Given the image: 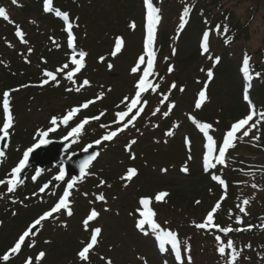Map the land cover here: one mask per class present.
Returning <instances> with one entry per match:
<instances>
[{"label": "rangeland", "instance_id": "1", "mask_svg": "<svg viewBox=\"0 0 264 264\" xmlns=\"http://www.w3.org/2000/svg\"><path fill=\"white\" fill-rule=\"evenodd\" d=\"M73 1L76 2L75 15L83 17V32L81 33L80 39L82 45L86 41V38L89 39V42L91 41L93 47L99 46L100 42L104 39L109 40L119 34L127 39V50L117 61L111 62V68L105 65L99 66L96 62V57L99 55L106 56V58L110 59L108 56L110 47L102 48L97 52L93 51V54L92 50L88 49L90 52L91 67H88L90 77H86L85 79L90 82V85L87 86L89 88L84 93H91L95 99H98L97 97L102 93L103 96L99 99L105 101L108 98H112L115 100L113 106L116 107L118 103H124V95L126 96L131 92V85H134L138 78L139 71L136 72V75V73L132 72V68L137 65L134 64L135 50L140 52L142 48V31L140 29L137 34L133 35L127 32L128 22L123 21L126 15L124 14L121 0ZM83 3L86 4L83 6ZM124 5L126 4L124 3ZM220 9L225 12L234 13L237 21H239L245 30L241 41L233 44V53H236L239 58L246 54L251 56L253 62L260 65L259 67L263 70L264 74V0H223L220 4ZM70 10L68 12H71ZM33 14H31L33 19L38 21L37 16ZM141 16L142 10L140 9L139 13L137 11L136 14L129 17L139 22L142 18ZM43 30L45 32L47 31V29ZM58 36V34L53 35V40L59 42L60 37ZM198 39L199 33L198 30H195V33L191 35L190 39L181 41L179 44V54L176 58L177 66L180 70V74L177 76L178 79H176L180 84L186 83V80L190 82L186 96L193 92V90L199 88L197 80H199L198 78L201 77V74L200 72L196 73V69L198 66L206 65L205 59H202V62H200L201 58L197 60L190 59L191 56L196 54ZM15 42L16 39L14 38L8 41V50L11 51V49L15 48ZM24 45L28 46L27 43ZM24 45L22 46L23 48ZM224 62L231 63L226 59ZM42 68L47 69L48 67L41 63L37 68L31 66L30 70L34 72ZM49 68L54 70L53 67ZM224 73L226 74L225 76L218 74L220 78L213 85V91L215 92L213 93V97L211 96V105L208 107L211 108L213 114L218 111V116L220 109H231L235 111L237 108L236 104L238 106L241 105L239 101V81L237 84L234 83L237 80L233 82L234 84L231 83L229 80L223 78L230 77L229 72L227 73L225 71ZM63 75H59L56 82L50 81L52 83L46 87V90H41V92H29V95H27L28 90H35L37 84L40 90L39 80L33 79V83L26 87V93L23 94L25 102L22 104L19 103L16 106L19 112L17 117L18 124L16 126L24 133L33 132V129L39 126V124H43L42 129L46 130L48 125H51L50 117L64 109L65 112H68L72 109V106L77 105L78 100L76 97L69 100L64 99L60 95H57L56 92H51V89L57 88V85L60 86L62 84H65L68 88H72V91H75L76 87H86L82 86V81L85 76L82 75V78H78L76 84L72 82L68 84L65 82ZM42 78L46 79V77ZM255 85L257 87V84ZM180 93L178 94L179 96L181 95ZM72 94L75 93L72 92ZM63 95L67 96L68 94ZM104 101L102 103L100 102V105H103ZM164 101L163 99L161 108H159V103L154 104L147 111V114L143 116V119L138 121L137 129L131 130L123 136L124 139L128 140V144H131L132 140H135L137 143L140 138L144 137L145 132H149L145 138L153 137V140L146 139L140 145L141 156L131 150V154L129 152L116 153V150H111L110 153L106 154L102 160L103 162L95 168L93 177L87 186L85 188H82V186L77 189L82 202H77V204L76 202L71 203L73 215L68 216L64 212L53 218L48 224H43L37 236L31 239V241L35 242V245L39 240L43 245L41 250H38L34 255L31 254V257L35 258L40 251H44L46 256L40 264H107L109 260L111 264H145V262L146 264H162V259L157 255L156 241L152 237L151 232L149 231L148 235H144L136 229L135 223L138 219L136 209L139 208V199L144 196L153 197L160 191H166L171 194V199L165 205L166 207H158L160 220L165 223V227L172 228L174 231L177 230L179 233L181 232L180 234L185 236L184 239L187 245H190L192 248L194 247V235L190 233L189 221L192 219L191 223H196L200 216L199 213L197 215V210H195L196 215L191 213L193 209L188 208L190 206L189 200L192 195L198 196L199 193L208 190L211 186L207 178L203 177L199 172V166H201V150L204 144L195 143V151L194 153L193 151L191 152V146L189 147L186 141H190L192 144L191 132L194 135V129L188 130L184 126H181L179 129L177 128L178 130H175L176 132L172 136L167 135L169 140H173L172 146L158 148L164 134H156V137V135L150 134V129L169 116L167 110L162 108ZM156 109H159V111L157 112ZM183 111H188V107H185ZM104 112L107 113V110L104 109ZM165 112L168 114L164 115ZM238 115L237 113L236 115L233 114L232 118ZM179 117L180 119L184 118V114H180ZM20 137L19 135L18 138ZM188 147L190 150H188ZM22 151H19L18 156L23 154ZM126 157L129 158L130 162L120 164ZM132 157H136V160ZM185 165L188 167L189 176L182 174L181 168ZM131 167L140 170V175H138L135 181L126 182L121 177ZM162 169H167V172L162 171ZM102 181L104 182L103 185H101ZM126 183L127 187H125ZM100 194L105 196L106 202L96 199ZM178 198L184 199V203L180 201L173 202V200H177ZM253 205L251 204L250 207ZM93 208L100 215L96 220L89 222L91 226H88V228L94 229L95 227H100L102 232L99 237L98 249L90 254V256L94 255V257L89 258L88 262H86L80 260L78 252L88 243L89 230L88 228L85 229L83 221ZM231 217L232 215H230ZM230 218L227 221V225H233ZM10 229L12 231V228H8L5 230V233H9ZM14 232H16V229ZM200 238L204 239V236ZM3 239L1 238V240ZM52 240L54 243L49 245L46 243H50ZM212 240L214 241V239ZM212 240L205 241L211 243L206 244L208 246L207 249L212 248L216 244V241L212 242ZM42 241H45L47 245ZM6 242L7 239L2 247L6 248L8 246ZM1 244L3 243H0V246Z\"/></svg>", "mask_w": 264, "mask_h": 264}, {"label": "trees", "instance_id": "2", "mask_svg": "<svg viewBox=\"0 0 264 264\" xmlns=\"http://www.w3.org/2000/svg\"><path fill=\"white\" fill-rule=\"evenodd\" d=\"M44 0H17V4H13L12 0H0V6L5 8H10L11 12L14 11L13 23L9 24L8 33H0V90L1 89H21L28 81V77L37 76L39 73L30 72V64L32 62H45L48 66L53 65L57 60L61 59L64 53L65 44L64 42L60 44H53L50 41L52 35L58 34L62 39L64 37L62 32V23L59 19L55 18L53 15H44L40 6H42ZM124 8L123 21L128 22L131 19V15L139 12L141 8V0H121ZM120 1V2H121ZM157 7L160 9L161 21L158 27L160 32V52H159V71L158 78L161 80L166 77L169 72V68L176 62L177 59L173 55L174 47L178 46L181 41H187L191 38V35L198 30L199 37L205 32L210 33V39L216 44L215 50L212 51L214 55L221 53L224 57H228V49L223 47L222 36L224 33V26H227L228 37L234 41H241L243 34L245 33L244 28L237 21L234 13L224 11L220 9V4L223 0H154ZM124 3L126 5H124ZM86 4V3H85ZM83 3V6L85 5ZM14 7V10H13ZM55 7L61 11H68L70 9L71 17L73 19L80 20L81 23L83 17L75 15L76 13V2L73 0H56ZM185 8L190 9L188 23L181 30L179 25L181 23V17ZM216 11V12H215ZM35 12V14H33ZM37 16V20L33 19V16ZM24 24V25H23ZM220 26V33L216 32L217 26ZM17 26L25 32V39L33 46L34 54L30 58L29 62L24 58H20V53L15 50L12 54L9 53L6 48L5 39L8 36L15 37L13 33L16 31ZM80 28H77L79 34L78 37L81 38L82 24ZM47 31L45 32V30ZM50 33V34H49ZM16 38V37H15ZM220 42L217 43V42ZM5 44V45H4ZM84 48L92 49L93 51H98L103 48V45L93 47L91 41L86 38L83 46ZM200 52L198 47L196 48V54L191 56L190 59H199ZM23 57V56H22ZM38 57H41L38 60ZM41 61V62H42ZM38 62V63H39ZM44 64V65H45ZM200 66L197 67L196 73H199ZM229 72L230 77H223L229 80L231 83L237 80L238 75L235 69L230 63L223 62L221 67H217L218 74L226 75L224 72ZM179 75V74H178ZM175 75V76H178ZM220 77H217V81ZM189 81V80H186ZM233 83V84H234ZM190 84V82H189ZM264 87V84H262ZM260 86L257 90V101L258 104L264 110V89ZM240 88V86H239ZM227 90V89H224ZM176 98L177 93H174ZM196 96L195 92L190 93L188 96L182 98L180 96L178 103L173 108L174 113L171 115L176 124H178V116L183 112V109L188 105V111L193 110V101ZM182 98V99H181ZM111 102V101H110ZM110 102L107 104L109 108L111 106ZM171 102V101H170ZM237 105L235 111L231 109L223 110L222 115L219 119L222 122L221 127H225L228 121H235L245 116L244 110ZM96 113V112H95ZM208 109L202 112V115H207ZM239 114L238 116L232 118V115ZM97 114V113H96ZM95 114V115H96ZM211 115V114H210ZM208 115V117L210 116ZM218 117V111L212 115L209 122H214ZM256 127L253 132H251L252 139L249 141L255 142L256 147H245L240 146L234 149L230 158L226 163V166L219 165L216 170V174H224L228 180L227 193L225 194L223 187H220L217 183L212 181L211 189L199 193L198 196H193L190 198L189 209H193L191 213L197 215L199 213V220L202 221L207 213L212 210L217 202H220L221 207L219 211L220 223L226 219L230 212L233 214H239L240 210L237 205L244 207L243 200L248 199L250 203H255L252 206V214L249 216L251 219L252 226H254L252 231H243L242 233H231L229 238L234 241V243H241L240 246H236L243 249L240 257L242 258V263L237 264H264V120H258ZM252 130V129H251ZM258 137V139H256ZM87 138H84V141ZM250 172H253L250 173ZM257 185L253 188L252 185ZM183 202L184 199L178 198L173 200V202ZM199 201L200 203H197ZM184 203V202H183ZM186 203V202H185ZM249 203V204H250ZM0 208H3L0 205ZM222 217V218H221ZM195 231V230H194ZM200 234V233H198ZM210 234H204V239L197 237L199 239L195 241V248L192 255H195V261L192 264H224V260L220 263L219 254L216 247L207 249L208 244L205 242L209 240ZM229 238H224L225 243ZM251 245V247H246ZM205 247V248H204ZM230 251V250H227ZM226 251V252H227ZM186 255V253H184ZM205 254L204 256H202ZM202 256V257H200ZM176 264V263H175Z\"/></svg>", "mask_w": 264, "mask_h": 264}, {"label": "snow or ice", "instance_id": "3", "mask_svg": "<svg viewBox=\"0 0 264 264\" xmlns=\"http://www.w3.org/2000/svg\"><path fill=\"white\" fill-rule=\"evenodd\" d=\"M13 4H17V0H12ZM145 5L147 9L146 14V21H147V35L145 40V53L138 57L137 65L132 68V72L136 73L138 71H141L140 66L146 64V68L142 71V75L137 81L135 87L137 89L135 96L130 99L125 97L124 103L127 104V110L126 111H120L116 113L118 121H123L125 117H128L130 113H132L133 109H136L137 115L139 113H142L144 111V105L147 104V100H144L141 104V97L143 93H146L149 89H151L153 92H155L159 88V84L153 83L152 80L149 79L150 76L155 75V61H156V52L154 51V44L156 41V33H157V27L160 24L161 16H160V9L158 7H155L153 5V0H145ZM44 11L48 13L55 12V15L57 17H60L64 23H65V31L67 33V43L68 47L73 50V54L70 57L69 62L64 63L61 67L57 68L54 71L45 70L43 72V76L46 77V79L42 80L40 86L47 85L50 81L56 82L58 74L65 72L66 69L69 68V63L74 65V70L67 71L64 79H67L68 81L72 82L73 84H76V80L74 77L77 73H79L84 67H85V58L88 55L87 52L84 51H77V36L74 34L73 31V23L70 21V14L65 11H60L59 9L53 8V0H45L44 3ZM190 9L185 8L183 11L182 17H181V23L179 25V28L182 30L185 25L188 23V17H189ZM0 18H3L6 21H10L9 14L7 10L3 7H0ZM132 29H135L136 25L135 23H132L130 25ZM224 33L226 34L228 31L227 26H224L223 29ZM216 32L220 33V26L218 25L216 28ZM16 35L20 38L21 42L27 43V41L24 39L25 33L22 29L17 26ZM209 32H205L203 35V43H202V50L204 53H208L209 51ZM228 42V41H226ZM124 39L123 37H117L115 40L114 45V51L112 52V55L115 56L118 53L121 52L122 47L124 46ZM31 51V50H29ZM175 54V52H173ZM79 57V58H77ZM147 57V60L145 59ZM103 57H101V62L103 61ZM251 60V57L245 56L243 61V71L246 74V78L249 81V88L251 87V80L253 79V75L250 72V65L249 61ZM216 63H219V58H216ZM111 68L112 65H109ZM169 71H172V68H169ZM207 75L209 78L213 77V72L208 71ZM260 73H255V76L258 78L260 77ZM90 82L87 79H84L82 81V86H89ZM24 87H28V85H24ZM172 89L176 88V84L173 83L170 86ZM68 91H72V88L67 89ZM81 90L80 87H76L75 91L79 92ZM13 91H19V89H12L10 91H6L3 94L2 99V108L4 113V122L2 124V127H0V142L6 141L11 136V130L14 128L15 124V117L13 115L12 110V102H11V96ZM180 91H184L183 88L180 89ZM206 92L207 88L205 87L203 90H201L198 94V101L195 104V107L197 109H200L203 105V103L206 100ZM103 94L101 93L99 98H102ZM245 100H249V96L247 94V91L245 92L244 96ZM168 96H164V100H167ZM94 103V101H88L84 103L81 106L74 107L70 111L67 112L66 115H64L62 118L58 119L57 117H52L50 120V124L52 127L48 128L47 130H42L37 133V142L29 147L23 154V158L19 161L18 165L14 167L10 173H8V178L6 179H0V186L7 185V193L11 194L14 193L18 187L22 186L24 184V180L21 178V174L26 168L29 166V157L30 155L37 149H40L42 146H47L48 144H51L52 141L48 139L49 134L51 132H55L57 130V127L59 124L68 125L69 121L73 119V117L76 116L77 113L80 112L81 107L87 108L89 104ZM140 104L141 106L137 108V105ZM250 104V112L249 114L235 122L231 125L230 129L225 133L222 141V145L217 148V142L214 139L213 135H210V131L214 132L215 129L211 123L207 122H200L195 117L190 116L189 119L192 121L193 124L196 125V127L199 129L200 132L203 133L204 137L206 138V154L203 157V167L205 171L213 170L217 167V165L226 166V153L229 149L234 148L235 140L237 139V132H239L242 128H244L246 125L248 126V129L243 131V136L247 137L249 135V132L251 129L256 127V124H249L250 121L253 120L254 117L259 116L261 120H264V112L257 113L255 106L251 103ZM172 107H175V104H172ZM158 112L159 109H156ZM168 113L165 112L164 115H167ZM91 119H100L99 116L92 117ZM136 116H132L131 119L128 120L127 124H122V126L115 130V131H109L107 134L103 135L101 139H98L95 141L96 145L102 144L104 141H112L115 137L118 136L120 132H123L129 124L133 125L135 124ZM89 123V118H85L79 125L71 130V132L66 136L64 139L67 140L69 137H75L81 134L82 130L84 129L85 125ZM101 127H107V125H101ZM174 133L172 131H168L167 135L172 136ZM258 139V137H256ZM76 140L73 139L72 143H75ZM136 141L132 140L131 144H135ZM186 143L190 146V141H186ZM93 147L92 145H88V148ZM129 149L131 148V145L128 146ZM88 148H85L84 151H87ZM100 155L99 152H95L92 155H89L86 159L80 162L79 164V172H80V179H83L86 175H91V173L88 171L90 166L92 165L93 161L97 159V157ZM6 157V153L4 150L0 149V162L3 161V159ZM133 159L135 157H132ZM68 159H71L69 156ZM191 159V157H189ZM162 171L167 172V169H162ZM181 171L184 173H188V167L185 165ZM138 174V170L135 167H131L127 170L126 174L121 177L122 180L126 182H130L133 177H135ZM40 175V171L38 170L36 172V175L33 176V180H35ZM65 176V172L63 167H61V170L59 174L55 177L57 181L63 180ZM211 179L213 181L218 182L224 189L225 194L227 193L228 184L227 182L221 178V176L212 174ZM77 183L76 179H72L71 182L67 183L66 189L64 190L61 198L58 200V202L48 211L44 212L42 215H40L37 219L34 220L32 224L28 226V228L19 236L18 240L15 242L14 246L9 249L8 252H6L2 257H0V260L5 262L7 264L8 261L14 256L18 255L21 252L22 246L25 244L26 239H28L30 236L35 235L34 229L37 228L38 225H41L43 221L49 220L50 218H53L54 213H59L62 209L65 210L66 214L68 216L73 215V211L71 208V201L70 196L72 194L74 185ZM103 181L101 182V185H103ZM49 187L48 184H45L41 187L40 191L43 192L45 189ZM125 187H127V183L125 184ZM253 188H256L257 185L253 184ZM169 195L166 191H160L158 192L154 197L150 196H144L141 197L138 201L140 207L136 209V213L139 216V219L137 221L136 227L144 234L148 235L149 231L156 237V239L159 241V248L161 251H168L169 248L166 246L170 245V250L174 253L175 260L177 261V264H192V259L190 254L185 255L184 253H190L191 247L190 245L185 244L180 238L179 234L176 231L166 229L161 226L160 223L157 222V212L154 209L153 201L157 203H161L165 201V198ZM3 198V194H0V199ZM99 201L106 202L105 196L103 194H100L96 197ZM15 202V201H13ZM197 203H200L197 201ZM243 205L247 206L250 201L248 199L243 200ZM221 204L220 202H217L215 206L212 208L211 211H209L204 218V221L198 224H195V227L198 229H204L206 231H211L213 228L219 232L223 233L225 236H227L229 233L233 231H243L245 229L242 228H236L233 229L231 226H220L219 224L215 223L214 217L216 212L220 209ZM240 212L246 213L245 207H242L240 205H237ZM107 210V209H105ZM100 213L93 208L90 211V214L87 216V218L83 221L85 229L88 228L89 222L94 221L99 217ZM237 224H242L243 221L239 217H237L236 220ZM66 226V225H65ZM147 226V228H146ZM249 229L252 227L251 225L248 226ZM102 229L100 227H95L92 230L90 242L86 244L78 252V257L81 261H87L89 259V253L94 248V246L98 243V238L101 236ZM214 239L217 242V252L221 258L224 260V264H237L241 252L243 249L238 248L234 241L229 239L225 243V241L221 238L220 235H215ZM182 245H183V253H182ZM29 247H34L35 242L30 241ZM246 247H251V245H247ZM226 250H230L227 251ZM46 256V253L44 251H40L36 257L35 261L41 262L44 260ZM25 264H33V258L28 257L25 260ZM107 264H111V261L109 260ZM146 264V262H145Z\"/></svg>", "mask_w": 264, "mask_h": 264}, {"label": "water", "instance_id": "4", "mask_svg": "<svg viewBox=\"0 0 264 264\" xmlns=\"http://www.w3.org/2000/svg\"><path fill=\"white\" fill-rule=\"evenodd\" d=\"M53 146H55V145H52V146H50V147H47L48 149H51ZM78 160H83V158L82 157H78ZM44 161V159H41V157H36V155L32 158V160H31V162H32V164L33 163H36L37 165H42V164H39V163H42ZM24 175V174H23Z\"/></svg>", "mask_w": 264, "mask_h": 264}]
</instances>
